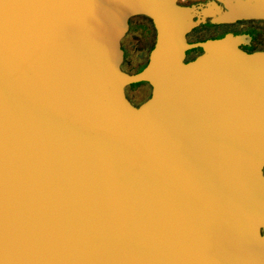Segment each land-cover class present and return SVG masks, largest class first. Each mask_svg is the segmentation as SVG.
<instances>
[{"label":"water","instance_id":"95a60500","mask_svg":"<svg viewBox=\"0 0 264 264\" xmlns=\"http://www.w3.org/2000/svg\"><path fill=\"white\" fill-rule=\"evenodd\" d=\"M176 1L0 0V264H264V49L186 38L264 0Z\"/></svg>","mask_w":264,"mask_h":264},{"label":"flooded vegetation","instance_id":"af4514ba","mask_svg":"<svg viewBox=\"0 0 264 264\" xmlns=\"http://www.w3.org/2000/svg\"><path fill=\"white\" fill-rule=\"evenodd\" d=\"M214 0H177L176 7L179 10L194 9L200 10L209 2ZM221 9L222 4L217 1ZM193 20L197 19L196 15L192 16ZM211 17H205L203 22L190 28L186 33L188 42L204 40L208 38H216L226 33L244 34L247 42L240 44V48L251 52L253 50L264 49V22L259 20L237 21L234 23H210ZM156 31L152 20L143 15L133 16L129 20V28L127 33L121 40L124 51L123 67L131 72L138 71L148 61L149 54L155 43ZM201 50L196 48L187 52L186 57L189 58L200 53ZM151 94V87L148 83H141L138 86L129 89V96L135 105L140 104Z\"/></svg>","mask_w":264,"mask_h":264},{"label":"rangeland","instance_id":"374dc122","mask_svg":"<svg viewBox=\"0 0 264 264\" xmlns=\"http://www.w3.org/2000/svg\"><path fill=\"white\" fill-rule=\"evenodd\" d=\"M209 39V38H208Z\"/></svg>","mask_w":264,"mask_h":264}]
</instances>
